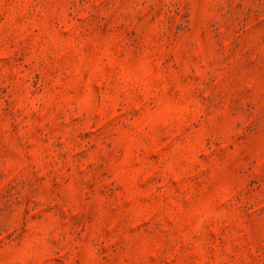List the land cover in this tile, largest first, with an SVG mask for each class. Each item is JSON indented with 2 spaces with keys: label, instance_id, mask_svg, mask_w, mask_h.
<instances>
[{
  "label": "rangeland",
  "instance_id": "obj_1",
  "mask_svg": "<svg viewBox=\"0 0 264 264\" xmlns=\"http://www.w3.org/2000/svg\"><path fill=\"white\" fill-rule=\"evenodd\" d=\"M0 264H264V0H0Z\"/></svg>",
  "mask_w": 264,
  "mask_h": 264
}]
</instances>
